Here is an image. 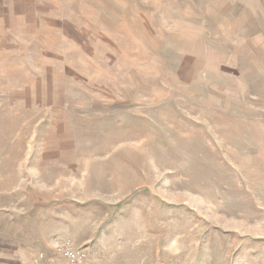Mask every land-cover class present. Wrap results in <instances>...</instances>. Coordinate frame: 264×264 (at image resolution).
<instances>
[{
  "label": "rangeland",
  "instance_id": "374dc122",
  "mask_svg": "<svg viewBox=\"0 0 264 264\" xmlns=\"http://www.w3.org/2000/svg\"><path fill=\"white\" fill-rule=\"evenodd\" d=\"M65 245L264 264V0H0V264Z\"/></svg>",
  "mask_w": 264,
  "mask_h": 264
},
{
  "label": "built area",
  "instance_id": "2783aa9c",
  "mask_svg": "<svg viewBox=\"0 0 264 264\" xmlns=\"http://www.w3.org/2000/svg\"><path fill=\"white\" fill-rule=\"evenodd\" d=\"M57 254L69 264H85L87 260L83 250L72 246L65 245L63 249L59 248Z\"/></svg>",
  "mask_w": 264,
  "mask_h": 264
}]
</instances>
